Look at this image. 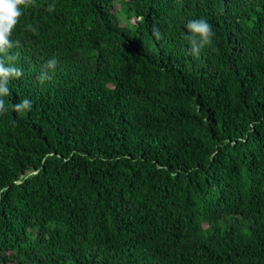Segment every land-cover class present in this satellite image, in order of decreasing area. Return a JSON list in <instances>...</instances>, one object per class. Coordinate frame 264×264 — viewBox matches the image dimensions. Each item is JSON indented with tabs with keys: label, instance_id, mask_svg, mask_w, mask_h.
I'll list each match as a JSON object with an SVG mask.
<instances>
[{
	"label": "trees",
	"instance_id": "1",
	"mask_svg": "<svg viewBox=\"0 0 264 264\" xmlns=\"http://www.w3.org/2000/svg\"><path fill=\"white\" fill-rule=\"evenodd\" d=\"M13 39L0 264H264V0H36Z\"/></svg>",
	"mask_w": 264,
	"mask_h": 264
},
{
	"label": "clouds",
	"instance_id": "2",
	"mask_svg": "<svg viewBox=\"0 0 264 264\" xmlns=\"http://www.w3.org/2000/svg\"><path fill=\"white\" fill-rule=\"evenodd\" d=\"M36 6V0H0V116L9 111V102L5 97L11 96L9 83L21 78L23 70L17 66L19 52L14 49L20 47V41L13 39V35L20 23L25 10ZM46 11H55V4H49ZM189 33V53L192 56H199L204 48L213 46L214 32L212 25L204 18L189 20L184 26ZM26 30L32 33L37 32L33 25H26ZM156 38L159 39V30L154 29ZM58 59L53 56L48 59L36 79L40 84L52 79L51 73H54L58 66ZM11 110L19 116L32 110V102L25 98L18 103L10 105Z\"/></svg>",
	"mask_w": 264,
	"mask_h": 264
}]
</instances>
